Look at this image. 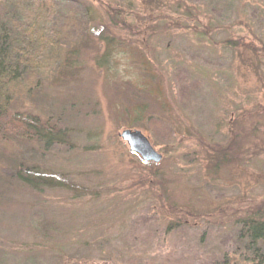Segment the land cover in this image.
I'll use <instances>...</instances> for the list:
<instances>
[{
    "label": "rangeland",
    "instance_id": "obj_1",
    "mask_svg": "<svg viewBox=\"0 0 264 264\" xmlns=\"http://www.w3.org/2000/svg\"><path fill=\"white\" fill-rule=\"evenodd\" d=\"M64 6L86 11L78 77L44 79L34 103L62 118L65 142L0 148V264H146L171 251L182 256L168 264H201L221 253L236 225L168 226L179 210L224 221L264 211V0ZM125 129L163 160L131 152ZM14 161L42 174L37 188Z\"/></svg>",
    "mask_w": 264,
    "mask_h": 264
},
{
    "label": "trees",
    "instance_id": "obj_2",
    "mask_svg": "<svg viewBox=\"0 0 264 264\" xmlns=\"http://www.w3.org/2000/svg\"><path fill=\"white\" fill-rule=\"evenodd\" d=\"M75 3L76 0H0L1 149L10 150L18 140L40 142L47 147L60 146L65 142L62 118L51 109L39 110L34 96L44 79L64 83L78 77L73 65L82 53L83 46L78 40L87 31V21L84 9L74 13L65 10L64 4ZM216 148L210 146V151ZM15 165L18 166L15 167L18 179L37 188L38 177L42 174L24 161ZM44 180L54 184L52 179ZM186 213L180 210L173 212V223L168 226V232H177L186 226L196 228L226 223L239 229L234 235L223 238L225 250L205 255L201 264H264V211L251 205L226 221L214 220L208 214ZM150 239L146 238V241ZM229 247L233 251L230 252ZM174 255L182 256V253L171 251L162 261L160 258H148L145 262L152 264L155 260L156 264H168ZM83 260V264L92 263L88 259ZM83 260L67 257L62 264H77Z\"/></svg>",
    "mask_w": 264,
    "mask_h": 264
},
{
    "label": "water",
    "instance_id": "obj_3",
    "mask_svg": "<svg viewBox=\"0 0 264 264\" xmlns=\"http://www.w3.org/2000/svg\"><path fill=\"white\" fill-rule=\"evenodd\" d=\"M131 152L138 154L145 162L160 163L163 155L152 145L149 138L140 130L125 129L120 133Z\"/></svg>",
    "mask_w": 264,
    "mask_h": 264
}]
</instances>
